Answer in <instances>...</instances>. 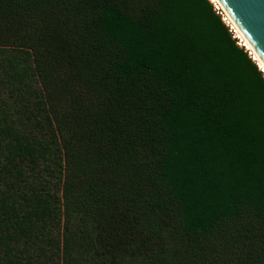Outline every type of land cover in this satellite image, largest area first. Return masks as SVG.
<instances>
[{
	"label": "trees",
	"instance_id": "1",
	"mask_svg": "<svg viewBox=\"0 0 264 264\" xmlns=\"http://www.w3.org/2000/svg\"><path fill=\"white\" fill-rule=\"evenodd\" d=\"M0 264H264V71L212 0H0Z\"/></svg>",
	"mask_w": 264,
	"mask_h": 264
},
{
	"label": "water",
	"instance_id": "2",
	"mask_svg": "<svg viewBox=\"0 0 264 264\" xmlns=\"http://www.w3.org/2000/svg\"><path fill=\"white\" fill-rule=\"evenodd\" d=\"M264 71V0H212Z\"/></svg>",
	"mask_w": 264,
	"mask_h": 264
}]
</instances>
